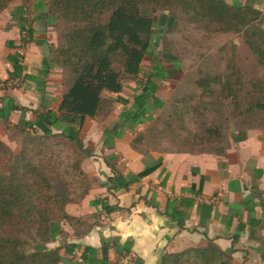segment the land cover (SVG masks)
<instances>
[{
	"label": "crops",
	"instance_id": "0c3cea01",
	"mask_svg": "<svg viewBox=\"0 0 264 264\" xmlns=\"http://www.w3.org/2000/svg\"><path fill=\"white\" fill-rule=\"evenodd\" d=\"M226 1H239L260 10L264 28V0ZM25 17L32 27L33 40L24 44L21 38L25 35L20 31L19 22ZM54 30L42 0L32 4L29 0H11L0 15V106L12 100L27 108L11 111L12 123L20 118L36 122L37 113L45 105L58 111L65 89L58 95L43 94L35 81L9 78V71L13 70L9 56L16 52L22 56L24 73L39 74L49 46L55 44ZM62 69L52 64L45 77L47 90L51 87V77ZM144 78L142 72L137 79ZM132 81H136L135 90L124 84L119 93L128 103L115 102L108 113L86 117L80 129V138L89 151L82 168L90 186L79 201L66 205V211L84 220L88 229L83 231L62 221L63 233L47 246L77 244L72 253H66L64 247L60 250L75 264H89L82 256L85 246L97 249L96 257L101 258L106 243H109L110 264H161L164 254L204 247L213 242L230 256V264H264V129L247 130L242 139L230 140L222 153L214 150L160 151L153 146L146 149L142 146L144 140L139 145L143 150H137L132 145L133 138L143 132V125L154 120L136 123L122 132L120 129L110 131L120 120L121 112L132 105L133 94L141 91L137 80ZM157 90V96L164 101L159 86ZM104 94L117 95L109 90H104ZM4 134L10 138L5 121L0 118V139L7 142ZM151 165L158 166L126 187L124 176L130 172L139 173ZM109 177L114 180L110 181ZM182 198L194 203L188 205L181 202ZM170 200L179 215H183V226L178 218L166 213ZM104 204L117 208L108 212ZM57 241L59 244L55 246Z\"/></svg>",
	"mask_w": 264,
	"mask_h": 264
},
{
	"label": "trees",
	"instance_id": "16d2710c",
	"mask_svg": "<svg viewBox=\"0 0 264 264\" xmlns=\"http://www.w3.org/2000/svg\"><path fill=\"white\" fill-rule=\"evenodd\" d=\"M10 2L11 0H0V15L8 8ZM44 4L54 25L66 23L70 26L59 45L49 46V53L44 58L43 68L38 75L24 73L21 54H11L9 61L13 70L9 71V78L35 81L37 89L45 94V77L49 74L52 64L59 63L63 66L66 87L58 111L45 105L44 109L37 113L36 122L20 118L17 123H12L11 111L27 108L15 104L12 100L0 106V118L5 121L9 137L18 138L17 135H20L23 141L19 153L15 154L9 144L0 139V152L11 158L8 168H0V264H75L72 259L64 257L60 250L64 247L66 253H72L73 249L78 247L77 244L66 243L54 248L47 245L56 241L63 233L62 221H67L76 228L80 227L83 231L88 229L84 220L66 211V205L84 197L90 181L79 199L72 200L67 195L49 192L54 186L47 180L44 181L46 183H41L32 179L39 174L40 169L28 160V148L25 145L37 138V128H40L44 135H54L55 128L60 131L59 134L82 149V152L89 154L80 138L81 126L86 117L95 118L111 111L115 102L128 103V100L119 94L124 88L125 75L137 79L143 72L145 78L137 79L142 86L141 91L133 94L132 105L121 112L120 120L113 124L110 131L116 132L120 129L122 132L124 128L134 127L136 123L154 120L155 110L165 106V101L156 94L159 86L156 79H165L170 75L161 64H154L150 71H144L142 67L144 58L154 53L153 39L157 25L153 18L154 12L168 10L169 19H173L172 23L177 19L178 13L183 12L190 23L208 32L240 35L255 54L258 64L264 68L262 13L257 8L239 1L50 0L48 4ZM19 27L25 35L21 38L22 43L33 40V30L27 17L21 18ZM223 49L229 50L231 54L226 71L201 76L197 83L203 86L204 90L207 87L211 89V94L219 91L221 97H232L237 101L239 99L236 97V91L239 87L236 88L235 83L243 88L244 82L235 60L237 46L232 40L230 48L223 46L221 50ZM117 61L122 65V72L114 67ZM214 84L222 85L221 90L213 88ZM255 84L260 88L258 91L261 100L254 101V105H248L247 115L255 112V107L263 110L259 114H264V84ZM104 90L117 95H105ZM242 137L243 134H240L238 139ZM144 138V131L136 134L132 140L133 147L143 150L139 145ZM229 144L213 150L222 153ZM157 166L151 165L139 173L130 172L124 176L126 187L150 174ZM80 170L82 174H86L82 166ZM108 179L113 181L114 177ZM184 201L188 205L194 203L182 198L181 202ZM104 208L111 212L117 206L104 204ZM166 213L178 218L183 226V215H179L171 200L168 201ZM76 232L79 233L77 229ZM108 248L109 243L104 244L102 257L97 258V249L85 246L82 256L89 264H110ZM229 257L213 242H209L204 247H191L181 252L164 254L161 264H230Z\"/></svg>",
	"mask_w": 264,
	"mask_h": 264
},
{
	"label": "rangeland",
	"instance_id": "374dc122",
	"mask_svg": "<svg viewBox=\"0 0 264 264\" xmlns=\"http://www.w3.org/2000/svg\"><path fill=\"white\" fill-rule=\"evenodd\" d=\"M29 1L32 4L35 0ZM42 1L46 4L50 2ZM153 18L157 22L153 39L154 53L142 61V67L146 70L154 64H161L171 76L163 80L156 79L165 106L155 110L152 123L143 125L145 138L142 146L146 149L153 146L160 151L213 150L237 139L249 129H264V114H259L262 109L255 107V112L246 114L250 103L254 105V101L261 100L260 88L255 82L264 84V68L258 64L255 54L241 36L208 32L190 23L183 12L178 13L174 23L173 19H169L168 10L154 12ZM69 26L66 23L54 25L56 45L62 42ZM232 40L237 46L236 64L244 77L243 88L235 83V87H239L236 91L237 101L232 97H221L219 91L211 94V89L207 87L204 90L197 83L201 76L226 71L231 54L229 50L221 48H230ZM154 57L157 63L152 62ZM54 64L63 68L59 63ZM114 67L122 72L120 62H115ZM64 77L63 69L55 73L50 80V90L46 89V92L60 94L66 87ZM123 78L127 88L135 90L133 86L136 81L126 75ZM212 87L221 90L222 85ZM37 131V138L25 145L28 148V160L40 169L39 174L32 179L41 183L47 180L54 186L49 192L67 195L72 200L79 199L89 185L87 174H82L80 170L83 157L88 154L55 128L54 135H44L40 128ZM3 136L12 151L19 153L23 143L21 136ZM10 164L11 158L0 152V168L6 169ZM55 244L57 246L59 242Z\"/></svg>",
	"mask_w": 264,
	"mask_h": 264
},
{
	"label": "water",
	"instance_id": "95a60500",
	"mask_svg": "<svg viewBox=\"0 0 264 264\" xmlns=\"http://www.w3.org/2000/svg\"><path fill=\"white\" fill-rule=\"evenodd\" d=\"M158 61H159V60H158ZM152 62H153V63H157V62H156V57L153 58Z\"/></svg>",
	"mask_w": 264,
	"mask_h": 264
}]
</instances>
